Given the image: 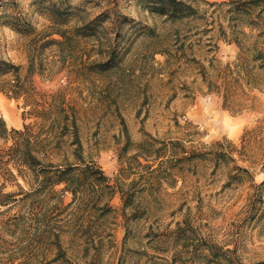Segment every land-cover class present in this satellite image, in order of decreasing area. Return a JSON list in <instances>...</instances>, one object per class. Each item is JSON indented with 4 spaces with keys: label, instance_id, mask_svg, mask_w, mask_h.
<instances>
[{
    "label": "rangeland",
    "instance_id": "rangeland-1",
    "mask_svg": "<svg viewBox=\"0 0 264 264\" xmlns=\"http://www.w3.org/2000/svg\"><path fill=\"white\" fill-rule=\"evenodd\" d=\"M157 1L0 0V264H264V35L235 0ZM26 125L113 189L20 171Z\"/></svg>",
    "mask_w": 264,
    "mask_h": 264
},
{
    "label": "trees",
    "instance_id": "trees-1",
    "mask_svg": "<svg viewBox=\"0 0 264 264\" xmlns=\"http://www.w3.org/2000/svg\"><path fill=\"white\" fill-rule=\"evenodd\" d=\"M233 15L237 18V26H243L244 21H247L252 28H259L261 30L260 36L264 35V0H240V2L232 1ZM237 4L238 6H236ZM156 11L161 14H167L170 17H183L188 15V12L192 9V6L187 4L183 0H158L154 7ZM245 39L248 34L241 30ZM238 41V40H236ZM243 41V40H242ZM242 47V42H237ZM252 56L253 60L258 62L261 67H264V46L259 45L257 40L252 44ZM12 67L11 63L0 58V74L7 71ZM29 126L26 125L25 130H15L19 136H25L18 141L15 147L17 163L24 168L29 169L35 173L37 178H44L45 183H48L50 187L58 184L65 183L64 190L73 192L75 199L78 196L80 190L85 188L94 189L95 192H99V188L113 189V185L110 184V178L106 175L101 166L94 162L85 161L82 156H76L75 162H68L66 164L54 163L52 161L45 162L39 155L37 145L29 140V135H26ZM6 130V124L1 119L0 131ZM80 141V140H79ZM166 146V144L164 143ZM162 148H158L161 152ZM167 149V148H165ZM198 152L193 150L191 155L184 154L183 156H173L168 158L167 162L182 161ZM78 157V158H77ZM94 198V197H93ZM100 199L99 196L97 197ZM97 203V200L94 199Z\"/></svg>",
    "mask_w": 264,
    "mask_h": 264
}]
</instances>
